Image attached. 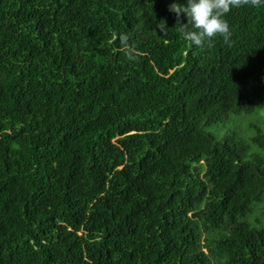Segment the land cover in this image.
Instances as JSON below:
<instances>
[{"label": "trees", "instance_id": "obj_1", "mask_svg": "<svg viewBox=\"0 0 264 264\" xmlns=\"http://www.w3.org/2000/svg\"><path fill=\"white\" fill-rule=\"evenodd\" d=\"M173 2L0 0V264H264V7Z\"/></svg>", "mask_w": 264, "mask_h": 264}, {"label": "clouds", "instance_id": "obj_2", "mask_svg": "<svg viewBox=\"0 0 264 264\" xmlns=\"http://www.w3.org/2000/svg\"><path fill=\"white\" fill-rule=\"evenodd\" d=\"M244 4L264 7V0H186V5L176 2L169 4L168 11L177 17V25L183 39L195 47H201L217 35L221 36L225 43L230 44L231 31L225 15L230 9L239 8ZM181 14L186 17V23H179ZM155 28L162 36L169 31L164 20L156 21ZM120 39L124 45L125 55L132 58L125 37L121 35Z\"/></svg>", "mask_w": 264, "mask_h": 264}, {"label": "rangeland", "instance_id": "obj_3", "mask_svg": "<svg viewBox=\"0 0 264 264\" xmlns=\"http://www.w3.org/2000/svg\"><path fill=\"white\" fill-rule=\"evenodd\" d=\"M241 115L242 116L239 117H237L236 115H230V117H228L225 121L208 125L205 127V129L208 132L214 133L215 136L219 139L228 130H236L241 135L247 132H253V125L258 123L257 114L245 113ZM261 207L264 210V204H262Z\"/></svg>", "mask_w": 264, "mask_h": 264}]
</instances>
